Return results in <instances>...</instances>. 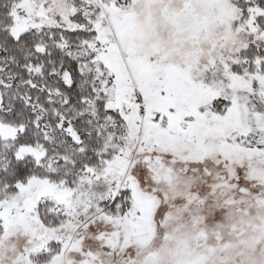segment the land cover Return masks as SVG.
<instances>
[{
  "label": "snow or ice",
  "instance_id": "snow-or-ice-1",
  "mask_svg": "<svg viewBox=\"0 0 264 264\" xmlns=\"http://www.w3.org/2000/svg\"><path fill=\"white\" fill-rule=\"evenodd\" d=\"M0 264H264V0H0Z\"/></svg>",
  "mask_w": 264,
  "mask_h": 264
}]
</instances>
